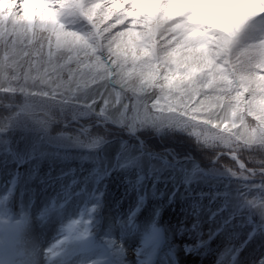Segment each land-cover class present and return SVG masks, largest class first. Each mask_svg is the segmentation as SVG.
Segmentation results:
<instances>
[{
	"label": "clouds",
	"instance_id": "obj_1",
	"mask_svg": "<svg viewBox=\"0 0 264 264\" xmlns=\"http://www.w3.org/2000/svg\"><path fill=\"white\" fill-rule=\"evenodd\" d=\"M89 7L95 15L85 20L67 15L63 0H0V71L13 70L0 75V93L19 94L18 112L45 128L89 116L125 132L181 133L220 174L264 185V111L235 115L234 103L247 99L255 111L251 103L264 98L257 87L264 83V30L246 27L231 39V20L207 15L264 13V0H89ZM6 126L0 121V130ZM72 139L96 147L104 137ZM243 198L264 225V195ZM8 200L0 196L5 212ZM8 229L4 215L0 247L14 251L5 264H63L57 245L66 236L45 246L35 224L11 239ZM89 229L82 220V233Z\"/></svg>",
	"mask_w": 264,
	"mask_h": 264
},
{
	"label": "rangeland",
	"instance_id": "obj_2",
	"mask_svg": "<svg viewBox=\"0 0 264 264\" xmlns=\"http://www.w3.org/2000/svg\"><path fill=\"white\" fill-rule=\"evenodd\" d=\"M17 110L18 104L14 113L7 116L12 125L22 126L31 134L44 136L51 132L50 125L42 127ZM82 117L73 121L82 122ZM73 128L85 134L80 135L82 140L90 135L91 127L84 131L73 124ZM67 134L61 133V136L73 141L72 137L77 133L68 130ZM138 142L141 147H148L141 139ZM75 144L90 147L85 143ZM164 150L172 149L168 147ZM169 156L176 157L173 154ZM23 160L21 154L0 152V196H9L7 212L0 205V217L8 216V232L35 224L36 235L44 236L47 228L54 227V222L67 232L69 229L77 243L74 251L79 257L73 259L68 253L61 252L59 255L63 264H72L74 260H79L81 264L88 260L94 264H114L118 258L120 264H160L163 255L169 259L175 256L176 264H264V225L260 220L253 223L247 215L232 214L222 219L224 204L204 184L195 186L201 189L199 191L183 189L178 192L165 180L154 181L160 184L158 187L154 182L142 185L137 176L129 177L119 169L118 177L111 180L107 176L103 180L99 224L97 229L92 230L90 207L85 212L81 211L75 219L66 212L74 206L79 194L75 183L87 181L83 171L76 170L75 179L65 185L62 179L65 169H54L55 164L48 169H45V164L28 167ZM121 166L130 168L129 162ZM116 167L120 168L119 165ZM48 195L58 198L64 195L66 198L56 206H44ZM10 201L23 202L17 215L9 205ZM105 219H110L113 226H103ZM82 220L90 221L88 232L82 233ZM134 220H140L141 232L125 234L124 227L132 225ZM164 229L168 230L167 240H164ZM222 229L229 231V238H223V243H227L220 247ZM53 239L56 242L61 236L56 235ZM6 258L9 259L8 254L2 257V261Z\"/></svg>",
	"mask_w": 264,
	"mask_h": 264
},
{
	"label": "trees",
	"instance_id": "obj_3",
	"mask_svg": "<svg viewBox=\"0 0 264 264\" xmlns=\"http://www.w3.org/2000/svg\"><path fill=\"white\" fill-rule=\"evenodd\" d=\"M0 98L5 102L18 104L20 99L17 93H0ZM14 106L4 108L0 105V121H4L7 126L0 130V150L7 153L21 154L24 157V163L28 167L50 168L51 163H56L54 169H65V175L62 179L64 184L70 183L72 171L83 170L87 181L81 180L75 183L79 194L74 202V206L66 210L71 216H77L81 211H87L92 203H99L96 211L90 210L92 229L98 227V213L101 208V192L103 190V180L108 176L109 179L118 177L119 169L123 170L129 177H138L140 184L146 185L157 180H165L171 188L176 187V191L183 189H194L197 184H204L209 188L213 196H217L224 204L223 219L232 214L247 215L253 223L259 220V214L244 202V195H264V185L259 181H248L243 178H235L220 174L213 167V162L207 158V154L199 150L193 140L181 133H173L156 137L144 131L128 134L122 126L114 123H96V120L89 116L81 118L82 122L70 121L67 126L62 122L51 124L50 130L46 135L31 134L22 126L11 124L7 116L11 115L10 110ZM90 124L89 136L100 134L104 137L101 144L96 147H85L76 145L73 141L61 136V133H68L73 130L80 135H85L79 130L73 128V124ZM64 131V132H63ZM60 133V135H57ZM87 136V137H89ZM137 137H140L144 144L159 149L162 147H172L179 156L190 154L193 159H184L171 163L158 154L143 150ZM129 162V167H123L122 164ZM120 166L117 168L116 166ZM83 181V182H82ZM256 187H252V184ZM158 187L160 184L154 182ZM66 197H56L48 195L45 205L59 204ZM12 203V204H11ZM23 202H9L12 205L14 214L21 210L20 205ZM88 213V212H87ZM113 226L110 219L103 221V226ZM124 229L125 234L140 233L141 222L134 220L132 225L128 224ZM224 230L222 237L225 239L228 234ZM168 230L164 229V240H167ZM225 242V241H224ZM227 243V242H225ZM224 243V244H225ZM161 263L173 260L163 258ZM119 264V259L116 260Z\"/></svg>",
	"mask_w": 264,
	"mask_h": 264
},
{
	"label": "snow or ice",
	"instance_id": "obj_4",
	"mask_svg": "<svg viewBox=\"0 0 264 264\" xmlns=\"http://www.w3.org/2000/svg\"><path fill=\"white\" fill-rule=\"evenodd\" d=\"M63 10L67 15L74 16L80 19L87 20L90 17H94L95 12L89 7V0H63ZM210 20L219 22L228 17L231 20V24L228 28V35L231 39L240 38L243 30L246 27H251L254 30H264V13H260L258 10H252L250 12L241 13L233 12L230 15L225 13L221 9L210 11L207 13ZM255 19V24H250V21ZM13 70L11 68L0 71V75H7L11 77ZM258 88L264 89V83L258 84ZM3 93H15L13 91H5ZM239 109L240 113L247 112L249 115H256L257 112L264 111V98H258L251 103V108L255 111L250 110L249 101L242 99V101H234ZM225 127L228 123L225 122Z\"/></svg>",
	"mask_w": 264,
	"mask_h": 264
},
{
	"label": "bare ground",
	"instance_id": "obj_5",
	"mask_svg": "<svg viewBox=\"0 0 264 264\" xmlns=\"http://www.w3.org/2000/svg\"><path fill=\"white\" fill-rule=\"evenodd\" d=\"M53 224H54L53 225L54 227L51 226V227L47 228L46 231L44 232V236H43V234L39 236V237H42V238H40L41 241H46V242H44L42 244L45 245V246H48V245H51V244H55L56 242L53 239L54 236H56V235L57 236H61V237L66 236L67 239L61 240V243L59 245H57V247L58 248H62L61 252H64L65 254L68 253L69 255L72 256L73 259H75L76 257L78 258L79 256L75 253L76 251H74L77 248V243H75V239H74V237H72V235L70 233V230L68 229V232L65 231L64 229H62L61 225L60 226L57 225V222H54ZM21 230L22 229H17L16 230L15 228L10 230L8 232L9 233V238L11 239L17 233H19ZM7 254L9 256L8 260H12L14 258V251H13V249L11 247H9L7 249V251L3 247H0V262L1 263L5 264V261L4 262L2 261V257L4 255H7Z\"/></svg>",
	"mask_w": 264,
	"mask_h": 264
}]
</instances>
